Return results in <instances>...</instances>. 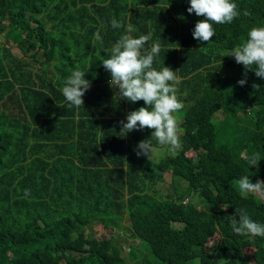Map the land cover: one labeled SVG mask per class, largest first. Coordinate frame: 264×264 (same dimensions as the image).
<instances>
[{"label": "trees", "instance_id": "16d2710c", "mask_svg": "<svg viewBox=\"0 0 264 264\" xmlns=\"http://www.w3.org/2000/svg\"><path fill=\"white\" fill-rule=\"evenodd\" d=\"M233 2L240 15L198 42L205 18L189 14L190 0H0V264H264V237L232 227L236 208L264 224L263 194L242 195L237 183L264 181V78L248 71L240 86L244 66L227 56L264 27V0ZM113 18L136 38L152 33L146 46H162L153 67L182 78V150L152 139L149 161L134 149L152 130L118 135L146 105L114 100L101 63L124 34ZM77 69L91 81L79 109L61 91ZM253 153L261 160L249 167ZM96 221L129 224L135 244L124 252L91 237Z\"/></svg>", "mask_w": 264, "mask_h": 264}, {"label": "clouds", "instance_id": "9594fccd", "mask_svg": "<svg viewBox=\"0 0 264 264\" xmlns=\"http://www.w3.org/2000/svg\"><path fill=\"white\" fill-rule=\"evenodd\" d=\"M187 11L205 18L196 23L192 33L198 42H210L215 35L214 24H230L240 15L233 0H190ZM184 12L187 15L185 7L180 12L183 17ZM243 15L248 16L250 12L245 10ZM185 18H189V15ZM111 26L114 29H124V34L110 49V58L101 62L104 69L110 72L109 86L115 93L114 100L126 99L132 103L142 100L146 105L129 112L127 122H118L121 126L118 135L123 138L132 131L152 130L151 137L141 140L134 149L137 157L144 156L149 161L156 150L152 139L158 145L166 146V152L182 150L183 129L176 115L184 108L183 102L178 98L177 87L182 78L171 67L164 66L159 71L153 67L162 46L159 42L146 46L152 40V33L136 38L132 35L136 29L131 23L125 26L123 20L115 18L111 20ZM95 39L102 43L99 31L95 34ZM41 52L42 58L44 51ZM227 56L234 57L238 64L244 66L245 78L238 81L240 86L246 84L248 71L254 72L256 77L264 78V27H253L248 32L247 41L238 49L231 50ZM85 76L84 71L77 69L65 79L61 91L69 108L79 109L84 106L82 97L91 87V81L85 79ZM252 87L260 89L259 84L254 83ZM260 160L259 153H253L248 157L249 167L258 166ZM237 183L242 195L264 194V181L257 180L253 183L249 176H243ZM29 195L30 190L25 189L24 196ZM232 227L238 235L264 237V224L252 220L242 209H235Z\"/></svg>", "mask_w": 264, "mask_h": 264}, {"label": "rangeland", "instance_id": "374dc122", "mask_svg": "<svg viewBox=\"0 0 264 264\" xmlns=\"http://www.w3.org/2000/svg\"><path fill=\"white\" fill-rule=\"evenodd\" d=\"M15 44H13L12 46L14 47ZM34 53L31 52L29 53V55L27 57H25L26 60H32L33 57L31 58V54ZM41 54L36 55L35 56V60L37 61H42L41 58ZM101 85V84H100ZM163 151L160 150L158 156L162 154ZM182 183V182H181ZM261 200L264 201V194L260 197ZM101 222L100 221H96L92 224H90L88 226V233L91 235V237L96 238V239H108L110 237L115 238L116 239V243L119 244L120 246L122 245V249L124 252H126L128 249V247L132 244H135V241L132 239H129V234H130V226L129 224H124L122 225V223H117V224H111L108 223L106 225H104L103 227L101 225H99ZM177 228H179V226H176ZM123 229H126L125 232H122ZM82 229H80L78 231V233L81 231ZM216 240H213L211 242H209L208 247H211V245L213 244V242ZM124 260L127 264H132V262L126 257L124 256ZM192 264H201V262L199 260H195L192 262Z\"/></svg>", "mask_w": 264, "mask_h": 264}]
</instances>
